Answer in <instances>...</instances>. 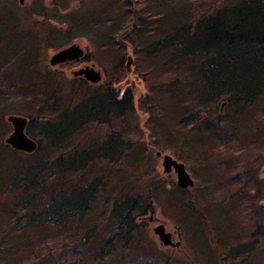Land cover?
Instances as JSON below:
<instances>
[{
	"label": "trees",
	"instance_id": "trees-1",
	"mask_svg": "<svg viewBox=\"0 0 264 264\" xmlns=\"http://www.w3.org/2000/svg\"><path fill=\"white\" fill-rule=\"evenodd\" d=\"M219 1L220 4L216 3L214 9L208 4L199 9L203 0H135L142 7L137 13L130 7L120 12L118 22L108 17L85 24L84 35L75 36H87L94 42L98 63L105 61L101 57L102 51L110 52L104 63L109 77L98 87L95 95H83L76 102L72 95L66 98L60 91L55 94L60 87L55 76L50 71L41 73L39 67L34 66L43 53L38 52V48H26V43L18 36L19 20L12 13L3 15L0 11V38L4 41L0 50V195L15 200L11 205L4 203L0 207V214H4L8 222L15 220V224L18 223L14 227L16 234L24 235L26 230L33 227L35 237L19 240L20 250L23 249L25 257L15 252L11 264H28L36 258V251L59 241L66 232L75 231L77 226L72 225L80 224L90 214L91 204L95 203L99 189L104 186L101 177L91 179L83 188L86 196L81 200L82 205L77 208L73 206L67 215H58L56 219L55 213L50 212L49 203L39 198L40 191L46 190L35 185L45 180L43 172L46 168L54 171L53 164L63 162V157L83 153L79 167L57 168L53 175L60 178L67 170L71 174L77 173L78 169L84 171L91 166L92 160H118L130 146L128 140L125 142L121 136L123 130L115 132L112 129L106 133L97 150H89L92 152L74 141L82 136L89 124L98 123L113 128L114 121L119 122L133 113L132 91L119 86L126 75L122 66L123 56L129 51L127 47L133 36L136 39L132 42L131 52L136 58L134 70L147 82L150 95L146 101L150 103L148 110L152 112L151 116H154V109L161 108L159 101L163 98L169 101L162 108L167 115L174 111L170 101H177L183 109L180 116L172 114L170 121H162L157 115L155 123L168 124L170 129L173 125L180 126L181 137L189 139V144L203 140L207 161L222 159L214 164L223 178L211 200L215 201L237 187H244L243 193H233L236 200L232 206L233 219L228 221V216L214 213L223 222V234L214 238L224 249L223 252L219 250L222 261L225 264H264V210L262 213L255 210L256 207L262 208L259 203L264 201V183L257 187L251 185L253 193L248 192L250 187L247 186L264 165V0ZM53 5H57L55 0ZM197 11L199 15H196ZM41 14L48 16L47 13ZM49 15L58 19L55 14L49 12ZM128 19L131 21L128 22ZM12 23L16 26L15 32L9 28ZM123 25L127 26V32L124 39L119 40L116 32ZM28 28L24 30L26 37ZM20 44L23 45L18 48ZM19 52L22 53L21 58L16 54ZM88 59H91V54L87 52L83 60ZM7 71L10 73L5 76L4 72ZM25 77L30 80L35 78L38 82H33L30 88L16 84V79ZM81 85L82 80H73L69 89L74 93L75 88ZM160 87L164 88L163 91H160ZM34 97L37 98L36 102H33ZM13 100L33 102L31 110L26 107H22L26 111L22 108L16 110L26 115L28 122L25 132L37 142L36 149L31 153L14 150L3 142L8 128L4 116L10 112L8 108L12 107ZM218 103L227 110L223 116L211 111ZM190 127L199 129L198 134L193 135L195 137L188 135L187 129ZM191 149L187 147L188 151ZM10 153L23 157L24 167L21 170L5 161ZM21 193L31 196L29 199L24 195L21 198ZM130 197L133 199L131 204L126 206L128 198L125 197L118 203L114 202L110 208L109 217L118 224V228H113L115 233L110 243L102 251L93 253L96 264H101L115 249L129 245L138 230V224L132 217L144 214L151 207L140 202L139 198ZM29 208L32 210L23 214L26 215L23 216L24 223L19 225L17 219L20 213ZM33 210L44 212L38 221L28 216ZM66 223L69 229H66ZM54 224L58 226L50 230ZM37 226H41V230ZM94 229L89 228L81 237V244L91 239ZM5 237L8 238V235ZM0 241L3 239L0 238ZM10 241L4 242L5 248H13L16 242ZM88 243L85 242L83 247ZM78 250L74 247L73 254L78 256ZM67 253H71L70 250ZM65 257L61 259L62 264L68 261ZM126 258L119 264H164L166 261L165 257L157 261L137 257L126 263ZM78 259L77 264L80 256Z\"/></svg>",
	"mask_w": 264,
	"mask_h": 264
},
{
	"label": "rangeland",
	"instance_id": "rangeland-1",
	"mask_svg": "<svg viewBox=\"0 0 264 264\" xmlns=\"http://www.w3.org/2000/svg\"><path fill=\"white\" fill-rule=\"evenodd\" d=\"M55 1L58 6L53 5V0H0V11L3 15L4 13L7 15L12 13L19 20L20 33L18 36H21L22 41L26 43V48L29 47L33 50L38 48L37 51L43 53V57L41 56V59L38 60L34 66L37 68L39 67V72L41 73L50 71V73L55 76V80L60 84L55 94H58L57 92L60 91L62 92L60 94L66 96V98L72 95L73 101L76 102L81 96L83 97V95H95L98 87L107 81L109 73L105 71L104 63L109 58L110 52L102 51L101 57L105 61L103 63H98L99 61L95 59L97 56V49L95 48L96 45H94V42H91L87 36L81 37L75 35H84L83 33L86 30L85 24H89L92 21H101L110 17L112 20L118 22L120 12L133 7L132 9L137 13L142 10V7L136 4L135 0H131V5L128 4L126 0ZM208 1L209 2L203 0L202 3L204 5L201 3L199 9H203L204 6L208 5L211 9H214L216 3L220 4L219 0ZM41 12L47 13L48 16H43ZM49 12L55 14L58 19H55L53 15H49ZM196 15H199V11L196 12ZM3 17L5 18V16ZM32 19H34V21L27 24V22H31ZM129 21H131V19H128V22ZM27 26L29 28L26 37L24 30ZM9 28L12 30L11 32L16 31V26L13 25V23ZM126 28L127 26L123 25L117 30V39H124L123 37L127 32ZM104 34L106 35L105 32ZM71 36L75 37L71 38ZM101 37H103L102 34ZM1 38L0 50H2V42H4L2 40L3 38ZM130 40V46L127 47L129 51H126L123 56V68L125 66L127 54H131L132 52V42H135L136 39L133 36ZM72 42H77L80 47L83 48L84 55L87 52L90 53L91 59L83 60V58H81L76 61L55 64L53 66L48 64V59L54 52ZM23 44H20L18 48L22 47ZM16 54L21 58L22 53L19 52ZM132 58L130 78L125 75L119 82V86L125 88L126 85H130L131 80L133 81L131 85L134 99L133 113L127 115L119 122L114 121L113 128L98 123L89 124L84 128L82 136L74 141L80 144L81 148L85 146L88 147V149L85 147L88 151L91 148V150H97L104 141L106 133L112 129L115 132L123 130V135L121 136L125 142L128 140L130 146H128L120 159L111 161L105 159L92 160L89 168H86L84 171L78 169L79 171L76 170L77 173L75 174H71L67 170L60 178L53 175L60 166L79 167L82 156L84 155L81 152H77L68 157L65 156L63 157V162L53 164L52 169L54 171H50L51 169L48 168L44 170L43 174L45 180L43 182L41 181L39 185L36 183L35 185L38 186L39 189L43 188L46 190L45 192L40 191L39 198L42 202L49 203L50 212L55 213L56 219L59 218L58 215H67L73 206L77 208L80 204L82 205L83 202L81 200L86 196V191L83 190V188L91 179L101 177L104 186L102 185L101 187L103 188L99 189V195L94 201L95 203L91 204L90 214L84 217V220H82L80 224L72 225L77 226L76 230L66 232L59 241L50 243L41 250L36 251L34 255L36 258L28 264H37L36 261L45 264H62L61 259L64 256H66L65 259H68L65 264H77L75 262L79 260L78 256L81 258L78 264H83L82 261H84L85 264H96L97 261H95L93 257V253L96 252L97 249L96 246L106 234L105 229L107 233L113 230L107 227V223L110 220V218H108L110 215V208L113 207L114 202L118 203L120 199L125 197L128 198L125 202L126 206L131 204L133 199L131 197L129 198V196L139 198L140 202L143 204H150L151 207L148 209L154 210L155 216L166 224L168 231L172 232L174 229L177 230L181 244L177 248H168V246L164 248V246L158 244L150 227H142L141 229L140 226L133 235V239L129 245L116 249V251L108 255L101 264H119L123 261L125 256L127 257L126 263L131 262L137 257L143 260H147L149 257L151 261H157L160 257H165L166 261L164 264H225L222 261V253L219 252V250L223 252L224 249L220 247L219 242L214 239L223 234V222L221 217L218 215L216 216L214 213H222L228 216L229 218L227 219L230 221L233 216L232 206L236 201L233 193H240L244 187H237L227 194L220 195L217 197V200H215L216 202L211 200L214 190L221 186L220 182L223 178L222 174L214 168V164L222 161V159L207 161L205 158L207 153L204 151L202 143L203 140H199L198 143L194 145L189 144V139L181 137L182 131L180 130V126L176 127L172 124V129H170L168 128V124L163 123L165 125H161L155 123L158 117L161 120L165 119L170 121L169 117L172 114L176 113L180 116L182 115L183 109L180 108L181 106L177 101H170V103L174 105V111L167 115L162 108H164V104L166 102L168 104L169 101L163 98V100H158L159 104L162 105L161 108L154 109V116H151L152 112L148 110L150 103L146 101L150 95V91L147 87V82L140 75L135 73L134 61L136 58H134L133 55ZM17 59L18 57L14 58L11 63H14ZM91 64H94L95 69L101 72V79L99 82L90 83L79 76L74 77L71 74L72 70ZM9 73L8 71L4 72V75H9ZM13 73L14 72H12V74ZM26 78L27 77H25V79H16V84H20L25 88H30L33 82H38L35 78L31 80ZM38 78L41 79L40 77ZM73 80L76 82L82 80L83 82V85L75 88L74 93L69 89V85H72ZM33 85L35 87V84ZM113 87H117V85H113ZM163 87H160V91H163ZM34 91L35 90L30 92L33 93ZM83 92L85 93L83 94ZM35 100H37V98L34 97L33 102ZM20 101L13 100L11 104L12 107L8 108L10 112H6L4 120H6L9 114L23 115L26 117V115L18 113L16 110L22 107L31 110V103L33 102ZM184 106L187 109L186 104ZM22 110L26 111L23 108ZM213 110L214 112H218L220 116H223V114L227 112L226 108L219 103L214 106V109H211L212 112ZM7 125L8 128L4 138L11 131V125L9 123ZM198 131L199 129L196 127L187 129L188 135L190 134L192 137H195L193 135H197ZM176 138L179 140L175 141ZM187 147H192L191 151H188ZM157 150L171 155L174 159L184 164L186 171L193 179L194 183L192 187L182 189L177 186L175 175L172 172L167 174L162 173L161 158L155 155ZM5 161L17 166V170H21L24 167V159L17 153H10L6 156ZM1 169L2 168H0V172L2 171ZM263 183L264 165L258 169L257 175L247 186L250 187L252 185V187H257L259 184ZM243 192L244 191H242V193ZM248 192L253 193V188L250 187ZM23 195L21 193L20 197L22 198ZM30 196L31 195H24V198L29 199ZM12 201L13 200H9V198L0 195V207L4 205V203L6 205H11ZM218 203L221 204L220 207ZM259 204H261L262 208L256 207L255 210H260L262 213L264 210V201ZM28 210L31 211L32 208L25 209L23 211L24 213H20V217L17 219L19 225L24 223L23 216L26 215L23 214H26ZM261 213H259V215ZM43 214V211L38 212L37 210H33L28 216L38 221L39 217ZM14 221L8 222L4 214H0V238L3 239V241H0V264H11L15 252L18 256L25 257L23 249L20 250L21 244L19 240H24L25 237H27V239L35 238L33 235V227L26 230L24 235L16 234V229H14V227L18 225V223L15 224ZM66 224V229H69V224ZM94 224L96 225V229L93 231L94 234L91 239L84 241V243H89L83 247L84 243L81 244L83 241L80 239L84 236L87 226ZM55 226H58V224L52 225L50 230H53ZM40 227L41 226L38 228L40 229ZM43 234L45 235L46 231H44ZM5 235H8V238L5 237ZM72 236H76L73 241L71 240ZM8 239L9 241L13 240L16 242L14 245L12 244L13 248H5L6 244L4 242H7ZM74 247L79 249L78 256L77 254H73L74 251L72 250ZM69 250L71 253H67ZM71 254L73 255L72 258Z\"/></svg>",
	"mask_w": 264,
	"mask_h": 264
},
{
	"label": "water",
	"instance_id": "water-1",
	"mask_svg": "<svg viewBox=\"0 0 264 264\" xmlns=\"http://www.w3.org/2000/svg\"><path fill=\"white\" fill-rule=\"evenodd\" d=\"M128 4H132L131 0H126ZM84 57L83 48L77 42H72L56 52H54L48 59V64L53 66L55 64H62L69 61H76ZM132 54L128 53L125 61V74L130 78ZM71 74L76 77H82L84 80L90 83H97L101 79V72L95 69L94 64L85 65L76 70H72ZM133 81H130V85H126L125 89L132 90L131 85ZM6 121L11 125L10 133L4 138V143L12 147L14 150L23 151L26 153L33 152L37 147V142L28 136L25 132V127L28 122L27 117L17 114H9L6 117ZM157 157L161 158L162 173L167 174L172 172L176 178V184L182 189H186L193 186V179L186 171L182 162L177 161L171 155L162 153L157 150L155 152ZM154 213V210H151ZM153 233L156 234L160 243L164 246L169 245L173 247L180 246L181 242H171V232L165 231L163 223L153 227Z\"/></svg>",
	"mask_w": 264,
	"mask_h": 264
},
{
	"label": "flooded vegetation",
	"instance_id": "flooded-vegetation-1",
	"mask_svg": "<svg viewBox=\"0 0 264 264\" xmlns=\"http://www.w3.org/2000/svg\"><path fill=\"white\" fill-rule=\"evenodd\" d=\"M65 63H67V62H65ZM62 64H64V63H62ZM80 78H82V77H80ZM83 79V78H82ZM151 210H153V209H147L146 210V212L144 213V214H142V215H139V216H137V217H135V218H133L132 217V219L135 221V222H137V224H138V229L140 228V226H141V229H142V227L144 228V227H150L151 228V230L153 231V227H155V226H157V225H159L160 223H163V225H164V229H165V231H168V229H167V227H166V224L162 221V220H159L156 216H155V214L154 213H151ZM108 218H110V220L108 221V223H107V227L108 228H118V224L113 220V219H111V217H109L108 216ZM116 224V225H115ZM89 228H95L96 229V225L94 224V225H91V226H87V228L85 229V233H87V231H88V229ZM94 229V230H95ZM117 231V230H116ZM105 232H106V234L101 238V242L96 246L97 247V249H96V251H102V249H103V247L104 246H106V244L107 243H110V240H111V238H112V234L113 233H115V231H113V230H111L110 232H108L107 233V230L105 229ZM154 236H155V238H156V240H157V242H158V244L160 245V246H164V245H162L161 243H160V241L158 240V238H157V236H156V234H154ZM179 240V234H178V232H177V230H173L172 232H171V242H177ZM87 244V243H86ZM168 246V248H177V247H173V246H169V245H166V246H164V248H166ZM113 247V246H112ZM116 250V249H115ZM111 254V253H110ZM160 259V258H159Z\"/></svg>",
	"mask_w": 264,
	"mask_h": 264
}]
</instances>
